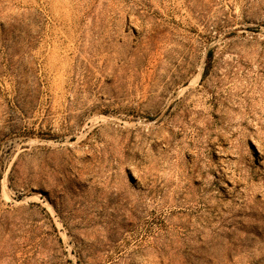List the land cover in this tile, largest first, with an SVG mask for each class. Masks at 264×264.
I'll use <instances>...</instances> for the list:
<instances>
[{"label":"rangeland","instance_id":"1","mask_svg":"<svg viewBox=\"0 0 264 264\" xmlns=\"http://www.w3.org/2000/svg\"><path fill=\"white\" fill-rule=\"evenodd\" d=\"M0 264H264V0H0Z\"/></svg>","mask_w":264,"mask_h":264}]
</instances>
